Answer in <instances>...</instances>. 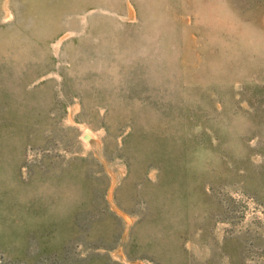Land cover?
Returning a JSON list of instances; mask_svg holds the SVG:
<instances>
[{"label":"rangeland","instance_id":"374dc122","mask_svg":"<svg viewBox=\"0 0 264 264\" xmlns=\"http://www.w3.org/2000/svg\"><path fill=\"white\" fill-rule=\"evenodd\" d=\"M0 264H264V0H0Z\"/></svg>","mask_w":264,"mask_h":264},{"label":"water","instance_id":"95a60500","mask_svg":"<svg viewBox=\"0 0 264 264\" xmlns=\"http://www.w3.org/2000/svg\"><path fill=\"white\" fill-rule=\"evenodd\" d=\"M85 140H87V141L91 140V136L90 135H86L85 136Z\"/></svg>","mask_w":264,"mask_h":264}]
</instances>
